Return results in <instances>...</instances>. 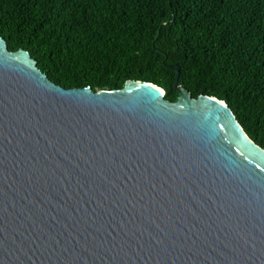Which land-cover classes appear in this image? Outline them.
<instances>
[{"label": "water", "instance_id": "95a60500", "mask_svg": "<svg viewBox=\"0 0 264 264\" xmlns=\"http://www.w3.org/2000/svg\"><path fill=\"white\" fill-rule=\"evenodd\" d=\"M171 69L64 89L0 37V264H264V149Z\"/></svg>", "mask_w": 264, "mask_h": 264}, {"label": "trees", "instance_id": "16d2710c", "mask_svg": "<svg viewBox=\"0 0 264 264\" xmlns=\"http://www.w3.org/2000/svg\"><path fill=\"white\" fill-rule=\"evenodd\" d=\"M0 37L64 89L133 80L175 102L177 67L178 86L223 101L264 149V0H0Z\"/></svg>", "mask_w": 264, "mask_h": 264}]
</instances>
